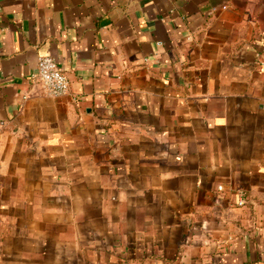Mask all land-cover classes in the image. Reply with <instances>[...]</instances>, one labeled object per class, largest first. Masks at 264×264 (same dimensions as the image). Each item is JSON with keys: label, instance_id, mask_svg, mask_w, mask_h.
I'll return each mask as SVG.
<instances>
[{"label": "crops", "instance_id": "crops-1", "mask_svg": "<svg viewBox=\"0 0 264 264\" xmlns=\"http://www.w3.org/2000/svg\"><path fill=\"white\" fill-rule=\"evenodd\" d=\"M0 264H264V0H0Z\"/></svg>", "mask_w": 264, "mask_h": 264}, {"label": "built area", "instance_id": "built-area-1", "mask_svg": "<svg viewBox=\"0 0 264 264\" xmlns=\"http://www.w3.org/2000/svg\"><path fill=\"white\" fill-rule=\"evenodd\" d=\"M36 78L49 96L59 97L69 93V80L51 56H41L39 58ZM218 190L223 191V186H219ZM239 195L241 198L239 205L244 206L246 204L245 193L239 192Z\"/></svg>", "mask_w": 264, "mask_h": 264}]
</instances>
